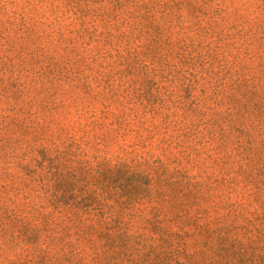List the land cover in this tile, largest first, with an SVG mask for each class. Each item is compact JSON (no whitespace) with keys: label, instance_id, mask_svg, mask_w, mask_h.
I'll return each instance as SVG.
<instances>
[{"label":"trees","instance_id":"obj_1","mask_svg":"<svg viewBox=\"0 0 264 264\" xmlns=\"http://www.w3.org/2000/svg\"><path fill=\"white\" fill-rule=\"evenodd\" d=\"M0 264H264V0H0Z\"/></svg>","mask_w":264,"mask_h":264}]
</instances>
